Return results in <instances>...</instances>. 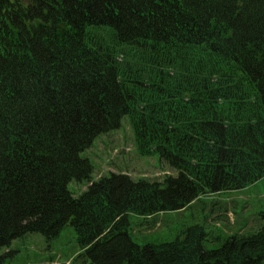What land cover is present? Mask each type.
I'll list each match as a JSON object with an SVG mask.
<instances>
[{"label": "trees", "instance_id": "1", "mask_svg": "<svg viewBox=\"0 0 264 264\" xmlns=\"http://www.w3.org/2000/svg\"><path fill=\"white\" fill-rule=\"evenodd\" d=\"M125 118L176 176L94 178L82 154ZM263 178L264 0H0V252L71 226L93 264H264V225L214 250L202 225L130 235Z\"/></svg>", "mask_w": 264, "mask_h": 264}, {"label": "rangeland", "instance_id": "2", "mask_svg": "<svg viewBox=\"0 0 264 264\" xmlns=\"http://www.w3.org/2000/svg\"><path fill=\"white\" fill-rule=\"evenodd\" d=\"M95 167L94 178L113 173H128L133 180L163 181L177 172L160 163L158 156L143 157L134 142L128 118L121 127L101 135L93 146L82 154ZM87 182H71L69 190L79 197ZM264 178L243 190L203 196L185 211L168 212L144 220L130 217V235L140 246L174 241L190 226L202 225L210 233L208 250L221 247L232 234L256 233L264 225ZM77 243L73 227L68 226L54 240L41 234H29L14 241L0 255H7L3 264H93L84 256Z\"/></svg>", "mask_w": 264, "mask_h": 264}]
</instances>
